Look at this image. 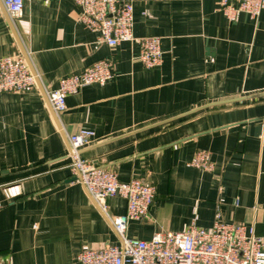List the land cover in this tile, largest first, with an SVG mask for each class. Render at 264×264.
<instances>
[{"label": "crops", "instance_id": "1", "mask_svg": "<svg viewBox=\"0 0 264 264\" xmlns=\"http://www.w3.org/2000/svg\"><path fill=\"white\" fill-rule=\"evenodd\" d=\"M133 36L159 37L161 65L145 70L138 46L109 47L77 21L72 0H25L10 21L0 3V58L21 57L39 76L0 94V264H77L118 238L68 168L67 136H95L81 156L121 183L155 187L147 217L127 236L149 240L195 221L253 228L264 237V10L228 22L219 0H131ZM109 61L114 78L65 99L56 116L43 89ZM205 151L212 171L191 166ZM112 217L126 211L107 200Z\"/></svg>", "mask_w": 264, "mask_h": 264}, {"label": "built area", "instance_id": "2", "mask_svg": "<svg viewBox=\"0 0 264 264\" xmlns=\"http://www.w3.org/2000/svg\"><path fill=\"white\" fill-rule=\"evenodd\" d=\"M24 1L0 0L11 25L21 18ZM72 2L78 9V23L96 33L99 42L109 47L134 43L139 49L135 59L145 70L161 65V39L133 36L131 0ZM219 9L230 23L241 13L257 19L264 10V0H219ZM113 78V65L102 60L60 80L56 89H43V93L53 113L59 116L66 110L67 96L77 94L85 86H104ZM37 84L38 74L23 58H0V94L26 92ZM94 136L88 129L67 136L68 168L113 228L118 244L82 250L76 256L77 264H264V237L256 235L253 228L221 222L219 213L208 228L198 227L192 221L179 232L157 233L149 240L128 237V223L147 217L155 199V187L138 179L121 183L114 172L83 158L81 150ZM191 166L203 171L214 168L205 151L195 155ZM113 197L125 200L124 214L114 217L108 214L107 200Z\"/></svg>", "mask_w": 264, "mask_h": 264}, {"label": "water", "instance_id": "3", "mask_svg": "<svg viewBox=\"0 0 264 264\" xmlns=\"http://www.w3.org/2000/svg\"><path fill=\"white\" fill-rule=\"evenodd\" d=\"M72 180H73V181H75V179H74V178H73Z\"/></svg>", "mask_w": 264, "mask_h": 264}]
</instances>
